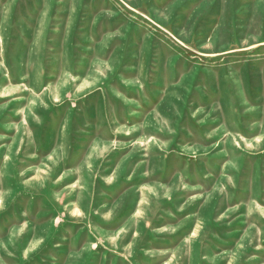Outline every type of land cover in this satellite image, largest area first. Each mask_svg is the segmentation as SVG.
I'll use <instances>...</instances> for the list:
<instances>
[{"label":"rangeland","instance_id":"374dc122","mask_svg":"<svg viewBox=\"0 0 264 264\" xmlns=\"http://www.w3.org/2000/svg\"><path fill=\"white\" fill-rule=\"evenodd\" d=\"M0 264H264V0H0Z\"/></svg>","mask_w":264,"mask_h":264}]
</instances>
